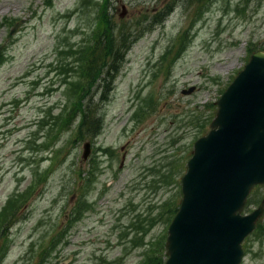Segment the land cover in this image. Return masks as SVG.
I'll list each match as a JSON object with an SVG mask.
<instances>
[{"label": "rangeland", "instance_id": "obj_1", "mask_svg": "<svg viewBox=\"0 0 264 264\" xmlns=\"http://www.w3.org/2000/svg\"><path fill=\"white\" fill-rule=\"evenodd\" d=\"M108 21L129 46L110 86L104 75L81 79ZM0 48V213L17 201L0 230V264H166L194 144L264 49V0H0ZM80 84L103 121L92 140L77 135L79 116L56 126ZM260 187L248 212L264 203ZM259 227L242 264H264V216Z\"/></svg>", "mask_w": 264, "mask_h": 264}, {"label": "water", "instance_id": "obj_2", "mask_svg": "<svg viewBox=\"0 0 264 264\" xmlns=\"http://www.w3.org/2000/svg\"><path fill=\"white\" fill-rule=\"evenodd\" d=\"M216 105L210 131L195 142L181 180L166 264H241L243 242L264 212L263 203L243 216L252 189L264 185V52L252 55ZM90 146L84 145L85 161Z\"/></svg>", "mask_w": 264, "mask_h": 264}, {"label": "trees", "instance_id": "obj_3", "mask_svg": "<svg viewBox=\"0 0 264 264\" xmlns=\"http://www.w3.org/2000/svg\"><path fill=\"white\" fill-rule=\"evenodd\" d=\"M236 12L241 13V10L237 9ZM114 30H115V28L113 27L112 22L108 21L107 23H105L104 29L101 28V30H99L97 32L98 42L95 44L96 45L95 50H93V53L90 57L89 69L82 71L83 75H82L81 79H83V80H89L90 79L92 83L93 82L95 83L97 79H100V77H101L100 75H104L105 81H109L108 86H110L114 82V80L117 78V75L122 68L124 55H125L126 51L129 49V46L125 45L126 51L123 50L122 46L118 43V39L115 38ZM124 42L125 41H121V43H123V44H124ZM258 50H264V49L259 48V49H257V51ZM164 58H166V54L164 55ZM105 69H106V72H105ZM68 82H70V81H67V80L65 81V83H68ZM85 85H88V83H86ZM71 86H74L73 82H71ZM89 87L91 89V86H89ZM84 91H85V86L80 84L77 87L76 94H75V99L78 100L80 108H76L78 105V102H77V105H75L73 107V109L71 108L69 111H67L66 119H68V120H67L65 126H62V124H60L64 119L59 120L61 122L56 124V126L58 128L63 127V129H67L68 127L71 128L74 125L73 122H75L76 118L79 116L81 118V124H79V131H78L77 135L80 136L81 140H83L84 138H88V137L92 140L95 138L96 135L99 134V132L102 128V122L103 121L101 119L95 117L93 115V111L90 108L87 109L84 107V103H83L84 96H88V94H85ZM110 92L111 91L109 88L106 92L103 93V97L101 96V100L103 102L105 100H107ZM82 94H83V96H82ZM68 121H69V123H68ZM32 180L35 182L32 185L38 186V183H39L38 182V174H36V173L33 174ZM16 204H17V201L13 199L8 203V205L3 207V209L0 213V230L2 228H4L5 223H6V219L14 211ZM251 205H252V203L249 202L248 207H247V211H248V209H250ZM75 208H76V210H78L79 204H78V206H75ZM177 211H178V208H176V207L172 210L171 216L168 219V224L171 223V221L174 218V216L176 215ZM73 215H75V217L74 216L73 217L68 216V220H67L68 228H71L73 226V224L76 223L77 221H79L80 218L82 217V214H79V212H78V214L74 213ZM261 220H263V218ZM58 240H59L58 237H53L51 239L50 243L53 246H55V244L57 243ZM42 259H44V258H42ZM153 263L154 262H151L149 264H153ZM142 264H146V262L144 261V263H142Z\"/></svg>", "mask_w": 264, "mask_h": 264}]
</instances>
